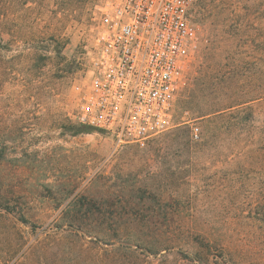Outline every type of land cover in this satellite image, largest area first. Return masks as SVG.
Returning <instances> with one entry per match:
<instances>
[{
    "label": "rangeland",
    "instance_id": "1",
    "mask_svg": "<svg viewBox=\"0 0 264 264\" xmlns=\"http://www.w3.org/2000/svg\"><path fill=\"white\" fill-rule=\"evenodd\" d=\"M108 1L0 0V171L34 224L0 209V264H264V0L196 1L204 40L173 127L118 147L99 130L76 133L74 118ZM206 65L226 83L202 107L243 101L210 129L189 105ZM80 196L102 204L76 231L80 244L98 242V262L48 226ZM89 222L102 230L85 233Z\"/></svg>",
    "mask_w": 264,
    "mask_h": 264
},
{
    "label": "built area",
    "instance_id": "2",
    "mask_svg": "<svg viewBox=\"0 0 264 264\" xmlns=\"http://www.w3.org/2000/svg\"><path fill=\"white\" fill-rule=\"evenodd\" d=\"M197 0H109L99 9L86 80L78 90L79 125L124 144L144 146L173 127L178 95L204 38ZM191 138L200 129L191 126Z\"/></svg>",
    "mask_w": 264,
    "mask_h": 264
},
{
    "label": "trees",
    "instance_id": "3",
    "mask_svg": "<svg viewBox=\"0 0 264 264\" xmlns=\"http://www.w3.org/2000/svg\"><path fill=\"white\" fill-rule=\"evenodd\" d=\"M30 1H34V0H30ZM2 23H3L2 19L0 18V25H2ZM1 31L2 30L0 29V46H4V44H2ZM27 40H31V37L28 36ZM6 47L10 48L9 46H6ZM225 80L226 78L224 77V74L222 75V77L217 78V74H215L214 71L210 72L209 66L206 65L199 71V74L196 78V81H197L196 87L193 89L191 88V91H190L191 99L189 100V105L191 107H194V109L196 110V113L199 116H203V115L210 116L209 119L207 120L208 129L212 127L213 123L216 122V120L223 121L226 118H229L231 116L239 117L237 114H239L241 111V109L239 108L241 107V104L243 103V101H239L236 104L222 107V108H214L212 107L213 104H208V106H206V108H210V109H206L201 106L202 103L204 104L209 103L207 102L209 95L217 92L220 89L218 88V86H221V87L224 86V84L226 83ZM185 106L188 107V104H185ZM234 106L236 107L238 106V107L235 109H232V107ZM93 130L94 128L92 127L85 126V125H78L75 132L76 133H79V132L89 133V132H92ZM4 159H5V152L2 146H0V165L2 164ZM16 177H17L16 172H12L11 178L17 179ZM6 179H7V176L5 174H1V171H0V209L3 210L7 214L15 213L17 220H19L20 222L24 224L31 223L29 222L26 212H23V210L21 209L19 211L15 209L16 206H14V202H16L18 199L13 200V201L11 199L12 197L19 198L21 195L16 190H8L9 184L6 183ZM116 207L117 206H115V208ZM102 211H103L102 204H100L98 201H95L93 199H87L85 196L75 197L71 199L70 201H68L63 206V208L60 211L59 217L55 219L54 221H52L50 224H48V226H50L49 229L52 235L54 236L55 241L61 240L59 241V243H62L63 242L62 240L65 239V237H62V233L63 234L67 233V234H72V235L74 234V236L76 237V240L74 239V241L71 242L70 244H72V246L75 248H77V246L78 247L83 246V252L93 253L91 259L94 260L95 262H98V261H101V259H99V254H98V251L100 250L101 247H99L98 242L90 239V241H88V245H86L84 242L80 244L79 241H77V238L79 239V236L76 231L80 230V228L82 227V221H84V219L86 218L99 219L98 217H100V215L102 214ZM116 211H118L117 208L115 209V212ZM29 225L34 227V224H29ZM86 225L88 226H87V229L85 230V233L94 232L95 227L99 231L101 229L100 222L99 223L96 222V224H92L89 222V223H86ZM90 227H92L91 229H93L94 231L91 230ZM44 230L45 229H43V231ZM57 235H59V237H57ZM96 247H98L99 250ZM46 248L47 247H45V249ZM126 249L129 250L131 248H128L127 246Z\"/></svg>",
    "mask_w": 264,
    "mask_h": 264
}]
</instances>
